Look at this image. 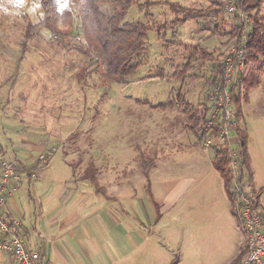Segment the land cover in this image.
<instances>
[{
  "label": "rangeland",
  "instance_id": "obj_1",
  "mask_svg": "<svg viewBox=\"0 0 264 264\" xmlns=\"http://www.w3.org/2000/svg\"><path fill=\"white\" fill-rule=\"evenodd\" d=\"M81 1L55 0L60 15L67 11L72 15L71 23L58 21L59 28L70 34L66 40L72 48H65L45 27L38 0H0V147L10 148L11 143L17 154V148L20 150L28 143L32 145L24 148L26 164L31 162L26 168H33L41 156L45 158V161L41 160L43 163H50L46 168H62L64 159L68 163H65L67 168H85L91 161H95L99 168H140L138 150L132 149L127 142L119 148L120 139H127L125 136L129 138V132L136 131L152 132L154 135L188 133L185 127L188 118L180 110L164 113L135 103H139L138 100L164 101L168 90L178 87L195 106L210 102L217 82L213 64L202 66L197 79L181 82L173 80L171 75L176 66L185 61L184 48L188 45L201 44L215 56L222 54L224 62L223 57L235 49L229 42V32L236 26L235 16L239 12H229L226 6L223 28L227 34L224 35L213 34L210 28L216 21L209 23L202 17L170 28L167 38L172 47L166 50L157 39L156 29L176 19L169 3L200 9L210 6L215 0H149L162 1L151 6L144 5L147 0H134L125 21H143L151 26L147 62L133 78L123 83H109L100 73L91 71L87 58L80 52L85 46L80 18ZM5 8L9 11L5 12ZM102 9L112 13L109 5H102ZM259 14H264V3ZM250 71L258 76L260 84L258 89L249 90L243 104L250 131L249 150L253 165L259 168L264 182V104H261L264 61L250 62L243 76ZM158 89L160 92L156 93ZM153 121L155 124H152ZM19 138H26V143ZM158 143L161 146L171 145L165 140ZM172 144L184 146L187 142L176 140ZM203 146L213 149V146ZM27 150L33 152V159L27 157ZM144 153L152 157L161 152L151 147L149 152ZM19 154H24V151ZM158 162V175L174 181L192 175L199 181L203 180L195 192L201 191L207 196L211 194L207 193L205 186L217 179V189L213 193L224 195L222 178L213 169L211 159L208 162L199 155L198 148L177 150L173 156ZM199 163H205L203 168L207 169H194L202 168ZM127 177L128 182L134 181L133 174L128 173ZM145 231L148 232V229Z\"/></svg>",
  "mask_w": 264,
  "mask_h": 264
},
{
  "label": "crops",
  "instance_id": "obj_2",
  "mask_svg": "<svg viewBox=\"0 0 264 264\" xmlns=\"http://www.w3.org/2000/svg\"><path fill=\"white\" fill-rule=\"evenodd\" d=\"M254 76L258 83L247 90L245 87L243 103L249 90L260 84L258 76ZM181 89L171 88L165 100L158 103L136 100L139 103L135 104H144L164 113L180 110L178 107L162 110L157 105L172 100L176 92L184 94L189 101ZM261 104H264V96ZM244 107L243 104L245 117ZM249 110H252L250 105ZM245 124L247 126L246 117ZM247 129V151L254 188L260 193L264 212V182L259 168L253 165L249 150L250 131ZM128 135L129 138L120 139L118 147L122 148L127 142L132 149L136 148L140 168H99L95 161L89 162L85 168H75L72 164L74 168H67L64 158L62 168H46L50 163L42 168H26L24 148L32 145L25 144L26 138H19L25 141V147L17 148L16 154L10 143V148L7 146L5 151L18 158L25 167L17 169V179L8 191L1 213L20 223L28 245L43 253L50 264H171L176 258L177 264L240 263L248 255L246 237L225 191L223 178L213 164V169L222 178L224 195L213 193L217 189V179L205 186L207 193L211 194L207 196L204 192H195L203 180L199 181L192 175L174 181L157 174L160 168L158 160L168 159L177 150L198 148L199 155L209 162L214 157L213 149L205 148L190 130L184 134L154 135L136 131ZM163 140L171 145L162 144L165 145L162 147L158 142ZM176 140L187 144L173 145ZM151 147L162 154L149 157L144 152H149ZM18 151H24V154L20 155ZM27 151V157L33 159V152ZM91 163L96 166V178L104 192H98L94 183L85 176ZM204 165L199 163L202 168L194 169L206 170ZM128 173L133 174L134 181H127ZM242 252H245V257L240 262L236 261ZM0 264L18 263L0 250Z\"/></svg>",
  "mask_w": 264,
  "mask_h": 264
},
{
  "label": "trees",
  "instance_id": "obj_3",
  "mask_svg": "<svg viewBox=\"0 0 264 264\" xmlns=\"http://www.w3.org/2000/svg\"><path fill=\"white\" fill-rule=\"evenodd\" d=\"M43 11V20L45 27L50 33L60 41L65 48H72L66 40L70 34L66 30H62L58 26V21L64 23L72 22L70 12L59 14L55 0H38ZM228 2V3H227ZM134 0H82L81 1V29L85 46L80 49L83 56L87 58V64L92 68V72H98L102 75L104 81L109 83H123L137 75L138 70L146 65L149 32L151 26L143 21H125V18L132 7ZM162 1L147 0L144 5H158ZM168 3V2H165ZM227 3V5H226ZM264 0H215L206 8L184 7L178 3H169L170 8L175 12L176 19L173 22L158 26L157 39L162 42V48L168 50L172 44L167 38V31L179 25H185L190 20L205 18L209 23H215L213 34H227L223 28L225 22L223 14L226 6L233 5L237 12L244 14L243 18L240 14H236V26L229 32L230 44L238 51H242L245 57V64L250 62L259 63L264 61V14L260 15L259 10L263 5ZM102 5H109L112 13L108 14L102 9ZM149 14V13H148ZM212 27V26H211ZM67 41V43H66ZM185 61L176 66L173 74V80L185 82L191 78L200 76V68L209 63L213 64V72L217 77L216 91L222 92L225 88L231 93V103L233 112L238 120V128L235 131L237 142L234 148L228 146V143H223L213 146L214 157L212 159L213 167L219 172L223 178L224 188L230 200H233L232 188L237 182L236 177L232 173L231 165L233 162L232 149H234L240 158L238 182H245L247 186L254 188L253 172L250 167V160L247 151L248 129L245 124L243 111V100L246 99V94H243L239 83L226 85V64L222 61V54L215 56L206 47L201 44L188 45L184 48ZM162 75V71H159ZM254 72L243 76V84L247 88L255 86L258 82L254 76ZM194 76V77H193ZM214 90V91H215ZM243 94V96H242ZM244 97V99H243ZM162 110L169 107H178L188 118L186 123L187 129L193 132L200 141L202 134L209 131L215 133L219 130V125L214 126L211 130L207 128V121L210 114V102L194 107L193 103L184 98V94L176 92L173 94L172 100L157 105ZM6 148H0L5 151ZM7 153V152H6ZM13 163L17 169L24 168L18 158H13ZM49 162L38 160L33 168H40L47 165ZM27 165V164H26ZM85 174L86 178L94 183L98 192H104L96 178V166L91 163L87 167ZM256 190V189H255ZM260 193L257 192L259 200ZM260 201V200H259ZM261 206V205H260ZM233 207V203H232ZM234 211V209H233ZM234 214L236 212L234 211ZM18 232L25 238L21 226L17 227ZM26 240V239H25ZM245 252H242L236 261L239 262L245 257ZM178 259H174L171 264H177ZM239 264V263H238Z\"/></svg>",
  "mask_w": 264,
  "mask_h": 264
},
{
  "label": "built area",
  "instance_id": "obj_4",
  "mask_svg": "<svg viewBox=\"0 0 264 264\" xmlns=\"http://www.w3.org/2000/svg\"><path fill=\"white\" fill-rule=\"evenodd\" d=\"M229 12H235L233 5L227 6ZM244 17V14L239 12ZM226 85L239 83L243 90V75L245 71V57L242 51L236 48L225 59ZM234 71V72H233ZM231 93L228 89L215 92L210 96V114L207 128L213 129L219 125L215 133L209 131L202 134V144L207 147L228 143L234 148L237 142L235 131L238 128V120L230 107ZM233 162L232 173L237 182L232 188L233 209L236 212L246 237L248 255L239 264H261L264 261V212L257 199V190L247 186L245 182H238L240 158L232 149ZM41 160L45 161L44 156ZM17 168L13 163V157L0 150V250L8 253L18 264H50L49 260L39 250L28 245L17 227L20 223L1 213L6 205L8 191L14 185Z\"/></svg>",
  "mask_w": 264,
  "mask_h": 264
},
{
  "label": "clouds",
  "instance_id": "obj_5",
  "mask_svg": "<svg viewBox=\"0 0 264 264\" xmlns=\"http://www.w3.org/2000/svg\"><path fill=\"white\" fill-rule=\"evenodd\" d=\"M5 12H8L9 10L7 8L4 9Z\"/></svg>",
  "mask_w": 264,
  "mask_h": 264
}]
</instances>
